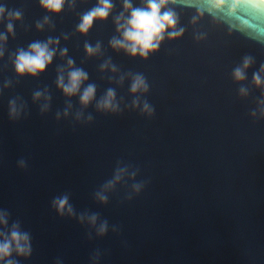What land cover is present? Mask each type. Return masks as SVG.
I'll use <instances>...</instances> for the list:
<instances>
[{
	"label": "water",
	"instance_id": "obj_1",
	"mask_svg": "<svg viewBox=\"0 0 264 264\" xmlns=\"http://www.w3.org/2000/svg\"><path fill=\"white\" fill-rule=\"evenodd\" d=\"M0 4L23 12L0 58V209L32 238L31 256L13 259L19 264H264V89L252 84L253 72L264 65V2L241 0L236 6L225 0L210 14L209 0H177L169 7L183 35L165 39L146 60L110 47L117 35L111 18L95 22L86 35L76 31L80 15L96 0L66 4L41 30L36 23L47 13L39 0ZM114 4L113 16L122 10L121 0ZM48 37L60 38L52 65L36 78H17L10 55ZM97 42L100 53L87 56L85 43ZM63 48L88 72L97 99L108 88L116 90L119 113L99 112L95 102L82 109L78 97L69 100L57 89L58 67L67 71V57L59 55ZM245 56L254 63L247 79L237 83L232 70ZM108 59L118 72L100 70ZM128 73L145 76L149 91L140 98L154 108L151 116L131 107ZM121 75L125 79L118 83ZM242 86L247 95L240 94ZM38 89L51 97L44 111L46 101L33 100ZM12 99L16 118L9 115ZM78 112H83L79 120ZM118 166L136 171L135 179L125 175L101 204L94 194ZM134 182L142 184L138 194ZM64 193L77 214L98 213L107 220L108 232L98 236L87 222L58 215L52 200Z\"/></svg>",
	"mask_w": 264,
	"mask_h": 264
},
{
	"label": "clouds",
	"instance_id": "obj_2",
	"mask_svg": "<svg viewBox=\"0 0 264 264\" xmlns=\"http://www.w3.org/2000/svg\"><path fill=\"white\" fill-rule=\"evenodd\" d=\"M177 0H140L139 5H135L133 0H121L122 10L113 16L115 9L114 0H96V4L80 15L79 23L76 25V31L81 35H86L97 21H106L109 18L113 20L115 31L109 45L113 50L123 51L132 58L146 60L150 54L155 53L161 47L165 39L173 40L183 35L184 29L179 28V18L173 8L169 5L175 4ZM241 0H233V4L239 6ZM256 2V0H253ZM264 2V0H262ZM74 7L75 0H39V6L47 13L43 18V23L37 21L36 28L43 29L44 23L49 22L52 16L61 14L65 5ZM225 6V0H209L210 14L213 11H219ZM23 19L21 9H9L6 4H0V23H4L6 30L0 31V58L5 54V46L9 36L15 35L16 22ZM67 39V35L64 37ZM60 44L59 37H48L47 40H35L29 43L27 48H18L10 55L14 73L17 78L29 76L36 78L43 74L53 63L57 55V47ZM84 50L87 56H96L101 51V44L95 45L85 43ZM59 55L66 60V75L64 66L57 69L56 87L69 100L78 97L82 109L87 108L95 102V108L99 112L119 113L121 111L119 101L117 100L116 90L108 88L105 94L99 99L96 98L97 86L89 81V74L81 67L75 65V61L68 57V49L59 50ZM254 63L250 56L243 57L241 64L232 70V79L237 82H243L247 79V70ZM109 69L112 73L119 71L117 66L106 60L100 65V70ZM130 77L129 92L133 95L131 107L139 108L141 114L151 116L154 108L147 99L141 100L140 95L149 91V84L145 76L141 73H128ZM124 75H121L118 83H123ZM11 81L6 82L8 86ZM252 84L264 89V65H261L258 71L252 74ZM240 94L247 95L248 88L242 86L239 89ZM43 98L46 104L42 111L47 109V101L51 97L45 94V91L36 90L33 93V100L39 101ZM72 105L69 103L68 108ZM9 115L12 118L19 116L17 103L15 99L9 101ZM64 115H68L65 109ZM255 115V112H253ZM83 112H78L76 118L79 120ZM60 113H57V119ZM93 117L88 115L87 120L91 122ZM125 175L132 180L135 179L136 171H129L128 166H118L113 177L107 180L94 195L101 204L108 203L107 191L113 189ZM132 191L139 193L142 187L140 182H134ZM131 199V195L128 197ZM52 207L60 216L75 217L80 223H85L96 229L98 236H104L108 232L107 220H100L98 213H79L77 214L74 206L70 202L68 193L56 196L52 200ZM10 213L6 209H0V264H19L13 259V255L28 258L32 254V238L28 231L22 229L19 221L9 223Z\"/></svg>",
	"mask_w": 264,
	"mask_h": 264
},
{
	"label": "bare ground",
	"instance_id": "obj_3",
	"mask_svg": "<svg viewBox=\"0 0 264 264\" xmlns=\"http://www.w3.org/2000/svg\"><path fill=\"white\" fill-rule=\"evenodd\" d=\"M262 1V0H261Z\"/></svg>",
	"mask_w": 264,
	"mask_h": 264
}]
</instances>
